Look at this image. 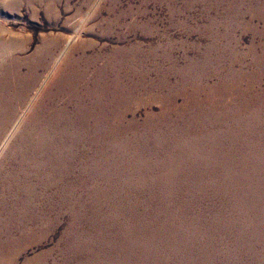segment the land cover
Listing matches in <instances>:
<instances>
[{"label": "rangeland", "instance_id": "obj_1", "mask_svg": "<svg viewBox=\"0 0 264 264\" xmlns=\"http://www.w3.org/2000/svg\"><path fill=\"white\" fill-rule=\"evenodd\" d=\"M0 264H264V0H0Z\"/></svg>", "mask_w": 264, "mask_h": 264}]
</instances>
